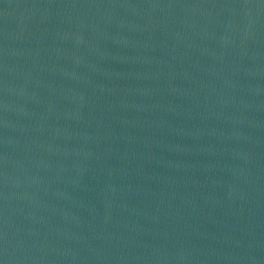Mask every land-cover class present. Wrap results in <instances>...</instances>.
Returning <instances> with one entry per match:
<instances>
[{"label": "water", "instance_id": "1", "mask_svg": "<svg viewBox=\"0 0 264 264\" xmlns=\"http://www.w3.org/2000/svg\"><path fill=\"white\" fill-rule=\"evenodd\" d=\"M0 264H264V0H0Z\"/></svg>", "mask_w": 264, "mask_h": 264}]
</instances>
